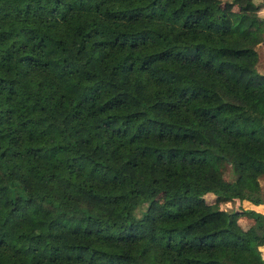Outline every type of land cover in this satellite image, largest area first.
Returning a JSON list of instances; mask_svg holds the SVG:
<instances>
[{
	"label": "trees",
	"instance_id": "trees-1",
	"mask_svg": "<svg viewBox=\"0 0 264 264\" xmlns=\"http://www.w3.org/2000/svg\"><path fill=\"white\" fill-rule=\"evenodd\" d=\"M262 10L0 0V264H264Z\"/></svg>",
	"mask_w": 264,
	"mask_h": 264
},
{
	"label": "rangeland",
	"instance_id": "rangeland-1",
	"mask_svg": "<svg viewBox=\"0 0 264 264\" xmlns=\"http://www.w3.org/2000/svg\"><path fill=\"white\" fill-rule=\"evenodd\" d=\"M264 15V10L261 11ZM257 50H258V53H259V61H258V64H257V68L260 72H264V42L260 45L257 46ZM237 201L233 202L232 205L235 207L237 206Z\"/></svg>",
	"mask_w": 264,
	"mask_h": 264
},
{
	"label": "crops",
	"instance_id": "crops-1",
	"mask_svg": "<svg viewBox=\"0 0 264 264\" xmlns=\"http://www.w3.org/2000/svg\"><path fill=\"white\" fill-rule=\"evenodd\" d=\"M229 203H224V206H228ZM255 209L264 212V206H255Z\"/></svg>",
	"mask_w": 264,
	"mask_h": 264
}]
</instances>
